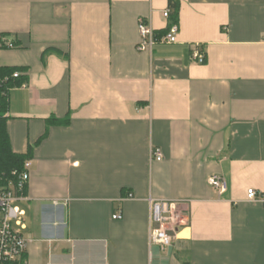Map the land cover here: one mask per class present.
I'll return each instance as SVG.
<instances>
[{
	"label": "crops",
	"instance_id": "crops-1",
	"mask_svg": "<svg viewBox=\"0 0 264 264\" xmlns=\"http://www.w3.org/2000/svg\"><path fill=\"white\" fill-rule=\"evenodd\" d=\"M167 8L0 0V40L15 44L0 65L26 78L6 129L31 164L16 202L27 264H264V198H247L264 197V0H179L176 42L138 51V20L160 32ZM150 198L187 208L166 251L149 245Z\"/></svg>",
	"mask_w": 264,
	"mask_h": 264
},
{
	"label": "built area",
	"instance_id": "built-area-1",
	"mask_svg": "<svg viewBox=\"0 0 264 264\" xmlns=\"http://www.w3.org/2000/svg\"><path fill=\"white\" fill-rule=\"evenodd\" d=\"M170 12L169 8L162 12L163 17L169 20V23L166 32L161 37H157L155 30L147 20L142 18L138 20L139 41L136 45L138 51L150 52L158 41L176 42L179 27L177 22H170ZM0 46L14 48L15 44L2 38ZM191 57L200 64L205 60V55L200 49H194ZM20 74L15 71L12 76L16 78ZM150 159L156 161L162 159L159 147H151ZM30 168V161L25 160L20 171H12L16 177L15 181L0 184V264H27L25 254L31 239L26 238L21 232L25 226L24 211L16 205V202L25 198V191L30 179ZM207 182L219 193L226 190V180L220 174L209 176ZM247 198L256 200L264 197H258L255 189L249 188ZM148 204L149 245H157L161 251H166L173 246L179 231L189 223L185 202L179 199L150 198ZM120 217L119 213L113 216V218Z\"/></svg>",
	"mask_w": 264,
	"mask_h": 264
},
{
	"label": "trees",
	"instance_id": "trees-1",
	"mask_svg": "<svg viewBox=\"0 0 264 264\" xmlns=\"http://www.w3.org/2000/svg\"><path fill=\"white\" fill-rule=\"evenodd\" d=\"M168 6L170 8V22H178L179 13V0H168ZM167 27L156 32L157 37H161L166 32ZM18 71L17 67L1 66L0 65V184H7L10 181H15L16 177L12 174V171H20L22 169L24 161L28 158V155L16 153L12 150L9 142V137L6 129L7 109H8V94L10 89L15 86H19L26 81L24 75H19L14 78L12 74ZM66 122V120L64 121ZM49 123L60 124V121L51 118Z\"/></svg>",
	"mask_w": 264,
	"mask_h": 264
}]
</instances>
